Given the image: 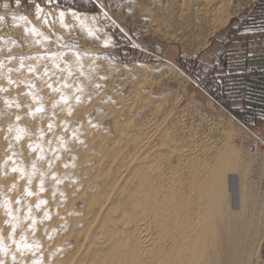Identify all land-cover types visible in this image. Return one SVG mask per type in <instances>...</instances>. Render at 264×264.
<instances>
[{
  "label": "rangeland",
  "instance_id": "rangeland-1",
  "mask_svg": "<svg viewBox=\"0 0 264 264\" xmlns=\"http://www.w3.org/2000/svg\"><path fill=\"white\" fill-rule=\"evenodd\" d=\"M246 3L204 43L205 37L194 39L186 35L181 42L147 32L131 11L134 3L127 0H0V97L4 94L0 121L6 123L4 128L0 125L6 141V147L0 146V186L10 190L0 198V220L5 227V232H0L3 264H59L61 256H76L83 232L75 228L78 211L75 204L62 197L64 192L62 196L52 193L53 172L62 170L66 183L78 185L79 181L69 183L72 172L66 173L65 167L75 149H81L86 156L81 168L85 171L80 176L88 172L92 180L96 177L91 161L97 155L103 158L101 151L110 143L115 149L130 145L134 152V121L143 115L134 106V86L143 79L154 81L162 92H169L168 105L183 122L186 119L213 138L217 136V141L225 132L230 133L228 141L241 150L250 164L252 176L248 180L252 183L248 182L247 192L255 193L254 202L260 199L258 193L264 191V150L250 151L252 135L242 124L254 125L263 118H239L234 98L244 96L246 89L241 85L247 80L245 74L232 75L227 71L231 36L220 45L216 40L233 22H237L238 32H259L264 0ZM217 47L219 50H215ZM46 93L50 97H44ZM134 112H140L136 119ZM45 126L48 134L42 131ZM8 147L10 151L3 149ZM21 147L30 159L38 157L31 171L17 166L14 160L15 155L21 157ZM109 166L111 173L119 168L114 162L104 164L101 170ZM228 177L231 201L237 207L238 177L234 172ZM109 180L110 176L104 178V184ZM36 181L39 184L33 192ZM26 185H32L27 194L32 203L19 198ZM9 194L13 200L7 199ZM77 195L83 198L87 193ZM46 197L51 201L44 202ZM51 206L54 211L46 216L45 210ZM74 210L76 214L72 216ZM128 216L134 219V211L116 218L122 223ZM141 223L152 238V250L161 234L152 235L153 230ZM65 232L74 239L80 234V238L66 243L64 250L56 254L52 246L62 241ZM44 237L48 238L47 244L42 242ZM130 238L133 243L139 241L135 230ZM4 242L8 244L3 245ZM150 257L151 253L143 257L142 264ZM262 263L264 238L251 257V264Z\"/></svg>",
  "mask_w": 264,
  "mask_h": 264
},
{
  "label": "bare ground",
  "instance_id": "bare-ground-1",
  "mask_svg": "<svg viewBox=\"0 0 264 264\" xmlns=\"http://www.w3.org/2000/svg\"><path fill=\"white\" fill-rule=\"evenodd\" d=\"M128 1L134 3L131 11L147 32L181 42L187 36L205 37L202 41L206 43L211 33L223 27L248 0ZM154 84V81L143 79L134 86V106L143 113L134 121V152L130 145L115 149L110 143L101 151L103 158L97 155L91 161L96 177L92 180L88 172L80 176L81 171H85L81 168L86 164V156L81 149H75L65 167H68L66 173L72 172L69 183L79 181L78 185L66 183L62 170L53 172L52 193L62 196L64 192L62 197L75 204L78 211L75 228L83 231L79 252L73 257L61 256L59 264H142L141 259L150 253L145 264H251V257L264 238V191H257L261 197L255 202L253 194L247 192L248 182L252 183L248 180L252 176L249 162L241 150L233 148L228 141L230 133H221L224 135L217 141V136L213 138L211 133L178 118L176 111L173 113L168 105L169 92H162ZM45 96L50 97L48 93ZM3 97L4 94L0 100ZM134 113L136 119L140 112ZM191 117L199 119L198 115ZM0 125L4 128L6 123L0 121ZM42 131L48 134V127ZM3 135L0 133L1 147L6 145ZM3 149L10 151L9 147ZM19 154L21 157H14L17 166L33 170L38 157L30 159L24 147L20 148ZM55 157L62 158L59 154ZM114 162L119 165L114 172H110V166L101 170L104 164ZM230 172L238 177L237 207L229 193ZM107 176L110 180L104 184ZM38 184L34 182L33 190V184L26 185L19 198L32 203L27 194L30 190L35 192ZM103 187L106 188L102 192ZM251 187L248 189L252 191ZM9 191L1 185L0 198ZM77 192H86L87 196L78 198ZM7 199L13 200L14 196L9 194ZM43 200L48 202L51 198ZM53 211L51 206L45 210V215ZM129 211H134V219L128 216L122 223L117 221V216ZM142 221L153 230L152 235L161 234L152 250V238L145 228H141ZM134 230L139 238L137 243L130 238ZM0 232H5L1 220ZM79 238L80 234L74 239L65 232L62 241L52 246L53 251L60 254L66 243L71 244ZM47 241L44 237L42 242L47 244Z\"/></svg>",
  "mask_w": 264,
  "mask_h": 264
},
{
  "label": "crops",
  "instance_id": "crops-1",
  "mask_svg": "<svg viewBox=\"0 0 264 264\" xmlns=\"http://www.w3.org/2000/svg\"><path fill=\"white\" fill-rule=\"evenodd\" d=\"M264 10V8H263ZM264 14V11H262ZM263 19V15H262ZM258 23L259 32H238L237 22H233L226 31L217 35L216 40L222 42L231 36V49L227 51L229 74H245L247 80L243 85L246 89L244 96L234 104L239 108V118L252 121L255 118H264V83L262 71L264 68V22ZM241 23V22H240ZM242 24V23H241ZM219 48L217 47V49ZM214 53L215 54V51ZM232 60V61H231ZM223 68V66H219ZM220 74V73H219Z\"/></svg>",
  "mask_w": 264,
  "mask_h": 264
},
{
  "label": "built area",
  "instance_id": "built-area-1",
  "mask_svg": "<svg viewBox=\"0 0 264 264\" xmlns=\"http://www.w3.org/2000/svg\"><path fill=\"white\" fill-rule=\"evenodd\" d=\"M264 22V14L263 19ZM264 29V25H263ZM264 33V30L262 31ZM262 79L264 83V68L262 71ZM251 124V123H250ZM247 130H249L250 135H252L251 142L249 144V149L251 152L264 150V118L263 120L256 122L254 125L242 124Z\"/></svg>",
  "mask_w": 264,
  "mask_h": 264
},
{
  "label": "snow or ice",
  "instance_id": "snow-or-ice-1",
  "mask_svg": "<svg viewBox=\"0 0 264 264\" xmlns=\"http://www.w3.org/2000/svg\"><path fill=\"white\" fill-rule=\"evenodd\" d=\"M17 3H19V0H17ZM39 11H40V9H39V6L37 5V12H39ZM60 15L63 16V13H60ZM0 19H3V17H0ZM20 19H24V17L21 16ZM33 31H35V30H33ZM0 264H3V262L0 261Z\"/></svg>",
  "mask_w": 264,
  "mask_h": 264
},
{
  "label": "water",
  "instance_id": "water-1",
  "mask_svg": "<svg viewBox=\"0 0 264 264\" xmlns=\"http://www.w3.org/2000/svg\"><path fill=\"white\" fill-rule=\"evenodd\" d=\"M262 264H264V263H262Z\"/></svg>",
  "mask_w": 264,
  "mask_h": 264
}]
</instances>
